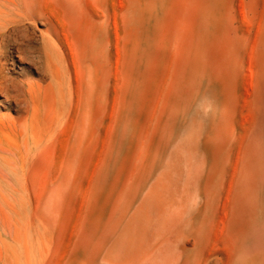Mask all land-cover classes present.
Listing matches in <instances>:
<instances>
[{
    "label": "rangeland",
    "instance_id": "1",
    "mask_svg": "<svg viewBox=\"0 0 264 264\" xmlns=\"http://www.w3.org/2000/svg\"><path fill=\"white\" fill-rule=\"evenodd\" d=\"M51 9L62 29L49 40H69L77 81L71 95L66 86L57 100L28 99L15 127L21 113L0 93V145L24 170L17 183L0 166V264H172L201 224L222 238L261 230L264 0H52ZM33 27L37 48L46 26ZM18 65L20 78L40 79L30 59ZM31 155L41 159L32 170Z\"/></svg>",
    "mask_w": 264,
    "mask_h": 264
},
{
    "label": "bare ground",
    "instance_id": "2",
    "mask_svg": "<svg viewBox=\"0 0 264 264\" xmlns=\"http://www.w3.org/2000/svg\"><path fill=\"white\" fill-rule=\"evenodd\" d=\"M52 7V0H0V93L4 94L6 97V102H7V108L9 110H13L16 113H21L20 115H18V117H15L11 120H9L10 125L15 127L17 126V120L21 119L24 116V112L25 114L27 112H29V107L27 100L31 99L32 103L34 104V106H36L37 102L41 100L42 97H45L43 99H47L51 96H55V92L63 90L64 87H68L69 91H70V95L72 94V88L73 85H76L73 80L74 77V73H73V69H72V65H71V61L73 59L72 58V53H70L71 51L69 50L71 47V45L68 43L69 40L65 41H61V43L59 44H54L51 43L49 40V37L52 36L54 33H58L60 29H62L60 25V21L61 19L56 16L54 14V12L51 9ZM44 24L46 26L45 30H40L41 35H39V41L41 42V45L39 47L36 48L35 43L36 40H38V35L34 33V27L33 25H37V24ZM62 34V33H61ZM60 34V37H64V35ZM57 35V34H56ZM59 36V34H58ZM63 40V39H62ZM42 52V55H41ZM24 57V58H28L31 60V62L33 64H37L38 66V72L41 75L39 80H36V82L31 81L32 79H28V78H20L18 75L19 72V65H18V57ZM43 56V57H42ZM9 63H11L12 65V69L10 70V73L8 71V66ZM246 63V62H245ZM10 69V68H9ZM246 72H244L245 74ZM243 74V73H242ZM241 74V76H242ZM243 74V76H244ZM248 74V72H247ZM246 77V76H245ZM47 78H49V82H47ZM76 78V77H75ZM255 79V78H254ZM251 80V79H250ZM47 82L46 84H43V82ZM77 81V79L75 80ZM225 81V80H224ZM74 82V84H73ZM255 82V81H254ZM94 84V83H93ZM76 87V86H75ZM94 87V86H93ZM24 88V89H23ZM79 88V87H78ZM77 89V88H76ZM79 90V89H78ZM77 90V91H78ZM213 90V89H211ZM64 92V91H63ZM68 92V91H67ZM206 92V91H205ZM75 93H77L75 91ZM214 93V92H213ZM68 94V93H67ZM78 95V94H77ZM202 95V94H201ZM60 96V95H59ZM204 96V95H202ZM215 96V94H214ZM57 95L55 96L56 99ZM214 98V97H213ZM42 99V100H43ZM51 99V98H49ZM57 100V99H56ZM55 100V101H56ZM62 100V99H61ZM60 100V101H61ZM51 102V100H49ZM217 101V100H216ZM31 102V101H30ZM29 102V103H30ZM69 102L70 99H69ZM32 103H30L29 105H32ZM56 103V102H55ZM217 103V102H216ZM42 105V103H40ZM61 104V103H60ZM64 104V103H63ZM196 104V103H195ZM40 105V106H41ZM59 106V104H58ZM194 106V105H193ZM217 106V105H216ZM218 107V106H217ZM42 108V107H41ZM215 107H213L214 109ZM261 113L262 114V110L263 107L261 106ZM40 109V108H39ZM242 109V108H241ZM192 110V109H191ZM214 111V110H212ZM43 112V111H42ZM212 113V112H211ZM29 114V113H28ZM40 114V111H39ZM258 114V112H257ZM13 115V114H12ZM43 115V114H41ZM40 115V116H41ZM28 116V115H27ZM247 116V115H246ZM8 117V116H7ZM189 117V114H188ZM212 117V116H211ZM71 118V117H70ZM252 118V117H250ZM264 118V117H263ZM24 118H22L23 120ZM27 119V118H26ZM211 119V118H210ZM209 119V120H210ZM248 119V116H247ZM262 119V117H261ZM261 119L259 118L260 122ZM34 120V119H33ZM44 121V119H42ZM59 120V119H58ZM258 120V119H257ZM256 120V121H257ZM258 120V123H259ZM29 121V120H28ZM39 121V120H38ZM7 122V121H6ZM193 122V121H192ZM242 122V121H241ZM245 122V121H244ZM249 122V120H248ZM264 122V121H263ZM2 123V121L0 122ZM22 123V122H21ZM27 124V122H25ZM188 123V121H187ZM247 123V122H245ZM8 124V123H7ZM6 124V125H7ZM56 124V123H55ZM256 124V123H255ZM254 124V125H255ZM261 124V123H260ZM260 124H258V126L260 127ZM264 124V123H263ZM9 125V124H8ZM9 125V127H10ZM22 125V124H21ZM62 125V123L60 124ZM5 126V125H4ZM3 126V128H4ZM264 126V125H263ZM262 126V127H263ZM8 127V126H7ZM22 127V126H21ZM31 127V126H30ZM35 127V126H34ZM71 127V126H70ZM186 127V126H185ZM210 127V126H209ZM259 127H257L259 129ZM11 128V127H10ZM25 128V126L23 127V129ZM68 129V126L66 125V127H64V129ZM2 129V128H1ZM6 129V127H5ZM31 129V128H30ZM63 129V130H64ZM65 129V130H66ZM254 129V128H253ZM4 130V129H2ZM10 130V129H9ZM14 130L16 131V129L14 128ZM35 130V128H34ZM33 130V131H34ZM64 130V131H65ZM181 130V129H180ZM209 130V129H208ZM255 130V129H254ZM254 130L252 131L254 133ZM5 131V130H4ZM7 131V130H6ZM23 131V130H22ZM26 131V129H25ZM176 131V129H175ZM11 132V130H10ZM9 133V132H8ZM24 133V132H23ZM30 133V131H29ZM208 133V132H207ZM235 133V132H234ZM250 133V132H249ZM252 133V134H253ZM2 135V132L0 133ZM19 134V133H18ZM32 134V133H31ZM206 134V133H205ZM7 135V134H4ZM47 135V134H46ZM180 135V134H179ZM232 135V134H229ZM234 135V134H233ZM237 135V134H236ZM195 136V135H194ZM240 136V135H239ZM253 136V135H252ZM12 137V136H11ZM26 137V136H25ZM79 137V136H78ZM205 137V136H204ZM248 137V136H247ZM4 138V137H3ZM13 138V137H12ZM11 138V139H12ZM50 138V137H49ZM48 138V139H49ZM53 138V137H52ZM51 138V140H52ZM55 138V137H54ZM53 138V139H54ZM81 138V136H80ZM240 138V137H239ZM14 139V138H13ZM12 141H15L13 140ZM16 139V138H15ZM46 139V138H45ZM204 139V138H203ZM43 140V139H42ZM236 140V139H235ZM17 141V140H16ZM20 141V140H19ZM26 141V139H25ZM50 142V140H47ZM177 141V140H176ZM175 141V142H176ZM203 141V140H202ZM41 142V141H40ZM45 142V141H44ZM246 142V141H245ZM11 143V142H9ZM16 143V142H15ZM48 143V142H47ZM51 143V142H50ZM78 143V142H77ZM13 144V142H12ZM21 144V142H20ZM26 144V143H25ZM24 144V145H25ZM16 145L19 146V144L16 143ZM45 145H47L45 143ZM51 145V144H50ZM49 145V146H50ZM171 145V144H170ZM48 146V147H49ZM52 146V145H51ZM50 146V147H51ZM43 147V146H42ZM47 147V146H46ZM45 147V148H46ZM40 148V147H38ZM204 148V147H203ZM233 148V147H232ZM240 148V147H239ZM238 148V150H239ZM4 149L2 145H0V166L2 167H10V171L12 176L15 177V182H19L20 183V174L24 171L22 169L21 173L19 174V171L15 168L13 169V165H12V161L11 159L6 156L4 154ZM20 149V146H19ZM47 149V148H46ZM243 149V148H242ZM204 150L206 151V149L204 148ZM37 151V150H35ZM34 151V152H35ZM39 151V150H38ZM204 151V152H205ZM232 151V150H231ZM22 152V151H21ZM25 152V151H24ZM28 152V151H27ZM244 153V152H243ZM23 153H21L22 155ZM35 154V153H34ZM33 154V155H34ZM37 154V152H36ZM207 154V152H206ZM229 154V152H228ZM231 154V153H230ZM242 154V152H241ZM25 156V155H24ZM30 155H28L29 157ZM32 156V155H31ZM235 156L238 157V154ZM228 157V155H227ZM226 157V158H227ZM231 157V156H230ZM27 158V157H26ZM235 159H237L236 157H234ZM243 158V156H242ZM37 159H40L39 156H32L28 159V161L30 162L31 165V170L34 168V164L36 163L35 161H37ZM21 160H23V157L21 158ZM27 160V159H26ZM41 160V159H40ZM231 160V159H230ZM225 161V159L223 160V162ZM237 161V160H236ZM234 160V162H236ZM226 162V161H225ZM242 162V160H241ZM22 163V162H21ZM26 163V162H25ZM24 163V165H25ZM208 163V162H207ZM237 163V162H236ZM163 164V163H162ZM219 164V162H218ZM224 165V163H222ZM228 164V162H227ZM220 165V164H219ZM234 165V164H233ZM241 165V164H240ZM23 167V165L21 166ZM161 167V166H160ZM219 167V166H218ZM227 166L225 165V168ZM240 167V166H239ZM46 168V167H45ZM44 168V172L47 174L48 169L45 170ZM207 168V167H206ZM224 168V167H222ZM236 169V166L234 165V167ZM29 169V170H30ZM163 170V169H162ZM43 171V170H42ZM221 171V170H220ZM232 175H234L235 173H233V171H235L234 169L232 170ZM31 172V171H30ZM29 172V173H30ZM163 172V171H161ZM224 172V169L222 171V173ZM226 172V171H225ZM2 168L0 167V184L3 180V176H2ZM50 173V172H49ZM220 173L221 172H217ZM216 173V174H217ZM227 173V172H226ZM44 174V178L45 175ZM5 175V174H4ZM22 175V174H21ZM49 175V174H48ZM46 175V176H48ZM158 175V174H156ZM228 175V173H227ZM226 175V176H227ZM244 176V175H242ZM23 177H25L23 175ZM29 177V176H28ZM216 177V175H215ZM237 177V176H236ZM245 177V176H244ZM242 177V179L244 178ZM152 178V177H151ZM161 178V177H158ZM204 178V177H203ZM224 178V177H223ZM40 179H43V176L40 177ZM214 179V178H213ZM218 179V177L216 178V180ZM229 179V178H228ZM241 179V180H242ZM25 180V179H22ZM29 180V179H28ZM153 180H157L156 176L155 179ZM245 180V179H243ZM242 180V181H243ZM42 181V180H41ZM149 181V180H148ZM215 181V180H214ZM224 181V180H223ZM231 181V180H230ZM229 181V182H230ZM31 182V181H30ZM154 182V181H153ZM164 182V181H163ZM217 182V181H216ZM215 182V183H216ZM241 182V181H240ZM239 182V183H240ZM22 183V182H21ZM29 183V182H28ZM147 183V182H146ZM151 183V182H150ZM24 184V183H23ZM40 184V183H39ZM152 184V183H151ZM158 184V183H157ZM210 184V183H209ZM212 184V183H211ZM230 184V183H229ZM227 183V186L229 185ZM236 184V182H235ZM234 184V185H235ZM244 184V181H243ZM159 185V184H158ZM163 184H161L162 186ZM202 185V184H201ZM224 185V184H223ZM241 185V184H240ZM33 186V184H32ZM148 186V185H147ZM151 186V185H150ZM222 186V185H221ZM219 186V187H221ZM226 186V187H227ZM149 187V186H148ZM164 187V186H163ZM212 188L213 185H211ZM223 187V186H222ZM244 187V186H243ZM242 187V188H243ZM264 187V186H263ZM231 188V186L229 187ZM241 188V189H242ZM146 189V188H145ZM226 190H231V189H225ZM240 190V189H239ZM147 191V190H145ZM234 191V190H233ZM232 191V192H233ZM161 192V191H160ZM210 192V191H209ZM219 193V192H218ZM221 193V191H220ZM264 193V192H263ZM145 194V193H141L140 195ZM231 194V193H230ZM2 195V194H0ZM212 195V194H211ZM227 195V194H224ZM232 195V194H231ZM230 195V196H231ZM3 196V195H2ZM184 196V195H182ZM216 196V195H215ZM214 196V198H215ZM141 197V196H140ZM174 197V196H173ZM220 197V196H219ZM161 198V196H160ZM208 198V196L206 197V199ZM211 199V197H209ZM225 198V196H224ZM221 200L222 204L221 205H225V201H227V199L225 198V200ZM232 198V197H230ZM139 199V198H137ZM218 199V198H217ZM203 200V198H202ZM213 200V199H212ZM216 200V199H215ZM264 200V199H263ZM136 201V200H135ZM137 202V201H136ZM139 202V201H138ZM158 202V201H157ZM156 202V206H159L161 204H157ZM231 202V201H230ZM135 203V202H134ZM161 203V202H160ZM173 203V202H172ZM171 203V204H172ZM202 203V202H201ZM200 203V204H201ZM206 203V202H205ZM224 203V204H223ZM227 203V202H226ZM136 204V203H135ZM164 204V203H163ZM162 204V205H163ZM170 204V202H169ZM183 204V202H182ZM188 206L193 205L192 200H188L186 203ZM249 204V203H248ZM264 204V202H263ZM134 205V204H133ZM137 205V204H136ZM231 204H229L230 207ZM182 206V205H181ZM205 206V205H204ZM134 207V206H133ZM199 207V206H198ZM221 207V206H220ZM257 207V206H256ZM260 207V206H259ZM135 208V207H134ZM133 208V209H134ZM163 207L161 206V209ZM263 208V206L261 207ZM158 209V208H157ZM155 208V210H157ZM172 209V208H171ZM170 209V211H171ZM174 209V208H173ZM184 210V208H182ZM159 210V209H158ZM156 212V214H159L160 212L163 211V209L160 211ZM222 210V209H221ZM256 210V208H255ZM131 211V209H130ZM152 211V210H151ZM133 212V211H132ZM159 212V213H158ZM258 212V211H257ZM264 212V211H262ZM198 213V210H197ZM203 213V212H202ZM256 213V212H255ZM254 213V214H255ZM129 214V213H127ZM264 214V213H263ZM262 214V216H263ZM163 216V215H162ZM259 216V215H258ZM167 217V216H166ZM165 217V218H166ZM255 217V216H254ZM128 218V217H127ZM124 218V219H127ZM228 218V217H227ZM226 218V219H227ZM252 218V217H251ZM164 219V217H163ZM172 219V218H171ZM203 219V218H202ZM221 219V218H219ZM225 219V218H223ZM250 219V217H249ZM167 221H169L168 219H166ZM173 220V219H172ZM264 220V218H263ZM124 221V220H123ZM219 221V220H218ZM221 221V220H220ZM219 221V222H220ZM254 221L255 218H254ZM165 222V221H164ZM228 223V221H227ZM163 224V223H162ZM161 224V225H162ZM208 224V223H207ZM204 225L201 224L199 225V230H193L191 236H189V238L186 237V240L184 241V243L182 245L177 246V249H174V253H178L179 258H176L175 260L173 259L172 264H264V227L261 228V230H257V235L253 234L251 235L250 231H247L246 234H244L242 231L238 230L235 231L232 234H229L225 237H219V230L217 232V235H213L212 234V227H208V225ZM258 224V223H257ZM123 225V224H120ZM221 225V224H220ZM164 226V225H163ZM223 226V225H222ZM242 226H246V225H242ZM258 226V225H257ZM122 227V226H121ZM219 227V223L218 226ZM241 227V226H240ZM161 228H163L161 226ZM159 228V230L161 229ZM220 228V227H219ZM218 228V229H219ZM227 228V226H226ZM257 228V227H256ZM255 228V230H256ZM240 229V228H239ZM158 230V231H159ZM165 230V229H164ZM168 230V229H167ZM222 230V227H221ZM117 231V230H116ZM153 231V230H151ZM150 231V232H151ZM155 231V230H154ZM157 231V230H156ZM118 232V231H117ZM146 233V232H145ZM153 233V232H152ZM160 233V232H159ZM169 233V232H168ZM117 234V233H115ZM115 234L113 235L115 237ZM163 234V232H162ZM166 234V232H165ZM151 235V233H150ZM157 235V233H156ZM159 235V234H158ZM161 235V233H160ZM166 236V235H165ZM164 236V237H165ZM221 236V235H220ZM168 237V236H167ZM148 238V237H147ZM153 237L148 238V240L152 239ZM157 238V237H156ZM154 240H157V239ZM166 238V237H165ZM160 241V240H158ZM162 241V240H161ZM160 241V242H161ZM111 242V241H110ZM152 242V240H151ZM156 242V241H155ZM148 244L151 245L150 241L148 242ZM154 243V242H153ZM109 244V243H108ZM149 245V246H150ZM157 245V244H156ZM109 246V245H108ZM155 246V243L153 244L152 247ZM151 247V248H152ZM150 249V248H149ZM152 249H150L151 251ZM106 252V251H105ZM104 255V254H103ZM100 256V255H99ZM132 257V256H131ZM137 257V256H136ZM99 258V257H98ZM102 258V256H101ZM106 258V257H105ZM111 259V258H110ZM133 259V258H132ZM135 259V258H134ZM133 259V260H134ZM80 260V258H79ZM105 261V259H103ZM112 260V259H111ZM115 260V259H114ZM78 260H76L77 262ZM132 261V260H131ZM138 261V260H137ZM97 262V260H96ZM140 262V261H139ZM138 262V263H139ZM99 263V262H98ZM79 264V262H78ZM112 264V263H111ZM132 264V263H131ZM137 264V263H136Z\"/></svg>",
    "mask_w": 264,
    "mask_h": 264
}]
</instances>
